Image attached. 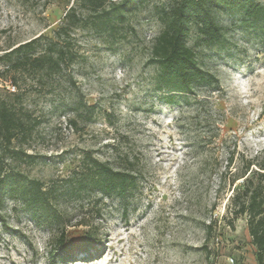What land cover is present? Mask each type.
<instances>
[{"label": "rangeland", "instance_id": "obj_1", "mask_svg": "<svg viewBox=\"0 0 264 264\" xmlns=\"http://www.w3.org/2000/svg\"><path fill=\"white\" fill-rule=\"evenodd\" d=\"M172 1L145 0L114 31L69 28L73 60L41 76L6 53L34 38L44 51L75 0H0V102L32 125L1 147L0 264H258L247 216L230 228L221 215H235L230 172L264 157V27L220 9L224 35L208 42L192 24L187 43L213 80L171 97L151 57ZM90 155L134 167L137 186L125 197L79 187ZM33 179L56 188L48 210ZM63 230L69 249L91 232L102 251L55 258Z\"/></svg>", "mask_w": 264, "mask_h": 264}, {"label": "trees", "instance_id": "obj_2", "mask_svg": "<svg viewBox=\"0 0 264 264\" xmlns=\"http://www.w3.org/2000/svg\"><path fill=\"white\" fill-rule=\"evenodd\" d=\"M144 1L75 0L65 15V21L55 31V37H48L44 51L35 53L36 43L40 38H34L12 48L6 56L17 69H25L41 76L60 73L75 56L67 43L61 42L69 28L90 25L99 31L117 30L127 20L128 14ZM78 7L84 10L83 13L76 12ZM220 9L239 11L244 15V22L264 27V0H173L169 7L162 9L165 25L153 44L151 61L160 68L158 87L166 89L171 97L192 93L198 84L213 80V73L200 64L194 49L187 43V38L192 24H196L208 42L219 41L224 35V26L217 18V11ZM13 86L15 89V84ZM31 130L32 125L25 117L7 101L0 102V163L3 143L8 146L20 134L28 136ZM11 152L15 154L16 151ZM89 159L90 165L83 178L77 182L79 187L90 186L106 194L125 197L137 186L138 172L134 167L116 168L111 163L91 155ZM10 177L11 174L3 173L0 167V181L7 182ZM256 177L261 178L257 183L254 181ZM229 179L230 185H235L229 198L235 202L236 208L234 217L229 218L226 211L224 218L230 227H235L236 217L247 216L251 243L256 248L257 263L264 264V157L258 161L251 160L245 167L231 171ZM240 180L242 183L238 187ZM30 183L31 198L48 210L51 204L49 200L55 194L56 188H43L36 179ZM214 224L216 220L207 225L209 231ZM61 236V248L56 252L55 258L68 260L81 252L91 255L102 251L98 249L101 243L99 237L91 232L87 233L86 245L77 252L64 245V230Z\"/></svg>", "mask_w": 264, "mask_h": 264}, {"label": "built area", "instance_id": "obj_3", "mask_svg": "<svg viewBox=\"0 0 264 264\" xmlns=\"http://www.w3.org/2000/svg\"><path fill=\"white\" fill-rule=\"evenodd\" d=\"M9 88L14 89V86L11 85ZM225 215H226V213H225L224 215L222 214V215H221V218H222V219H225V218H224ZM217 218H218V217H217ZM228 226H229V225H228ZM229 227H230V226H229ZM230 228H231V227H230ZM216 240H217L218 243L221 241L219 237H217ZM225 260H226L228 263H230V264H234V263H235V259H234V257H232V256H227V257H225ZM212 264H220V263H219V261H213Z\"/></svg>", "mask_w": 264, "mask_h": 264}]
</instances>
